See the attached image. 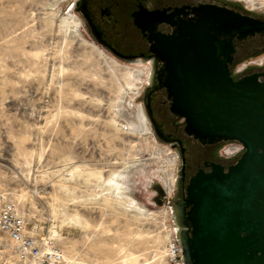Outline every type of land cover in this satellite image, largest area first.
Listing matches in <instances>:
<instances>
[{
    "label": "rangeland",
    "instance_id": "rangeland-1",
    "mask_svg": "<svg viewBox=\"0 0 264 264\" xmlns=\"http://www.w3.org/2000/svg\"><path fill=\"white\" fill-rule=\"evenodd\" d=\"M220 1L264 13V0ZM77 2L0 0V201L55 239L68 264H174L179 157L142 100L151 63L95 44ZM157 184L169 204L156 201ZM12 257L0 232V264Z\"/></svg>",
    "mask_w": 264,
    "mask_h": 264
},
{
    "label": "water",
    "instance_id": "water-1",
    "mask_svg": "<svg viewBox=\"0 0 264 264\" xmlns=\"http://www.w3.org/2000/svg\"><path fill=\"white\" fill-rule=\"evenodd\" d=\"M219 2L155 20L154 29L166 22L174 31L152 35L150 83L167 89L171 111L184 119L189 135L203 144L239 141L246 148L236 162H215L210 171L193 175L184 198L179 191L185 172L179 166L173 219L183 264H264V70L239 78L232 74L236 42L264 35V19ZM179 12L187 18L176 20ZM157 61L163 63L158 85ZM145 109L158 139L170 144L149 106ZM155 190L162 204L166 190L161 184Z\"/></svg>",
    "mask_w": 264,
    "mask_h": 264
},
{
    "label": "flooded vegetation",
    "instance_id": "flooded-vegetation-1",
    "mask_svg": "<svg viewBox=\"0 0 264 264\" xmlns=\"http://www.w3.org/2000/svg\"><path fill=\"white\" fill-rule=\"evenodd\" d=\"M214 1L78 0L76 12L80 17L78 20L83 26L84 33L95 44L101 46L119 60H131L132 62L148 61L152 66L154 64V52L152 51V44L154 43L153 33L169 35L174 31V27L166 22L158 24L154 29L155 20L162 16H170L177 13L184 7H194L201 3ZM219 4L237 11L241 10L238 4L223 1H220ZM188 10L187 8L186 11ZM253 15L264 19V13H253ZM174 18L176 20L178 18L186 19L187 16L179 12V14L174 15ZM116 53L124 55L125 58L117 56ZM263 53L264 35H256L243 41H237L235 63ZM151 69L153 70V67ZM162 69L163 63L157 61L156 85L159 84L158 77ZM255 70L262 71L264 67ZM255 70L251 69L245 75ZM242 76L244 75L235 77L239 78ZM142 100L144 105L149 106L162 138L169 142L175 151H179V157L181 158L179 166L183 165L185 172L181 181V190L179 191L182 198L186 195V188L191 177L200 170L210 171L211 164L215 162H222L227 166L236 162V160H228L222 156L221 151L225 142L203 144L186 132L184 119L171 111V100L166 88L155 87L149 83L144 89ZM143 114L145 115L144 111ZM180 203L184 204L182 199Z\"/></svg>",
    "mask_w": 264,
    "mask_h": 264
},
{
    "label": "built area",
    "instance_id": "built-area-1",
    "mask_svg": "<svg viewBox=\"0 0 264 264\" xmlns=\"http://www.w3.org/2000/svg\"><path fill=\"white\" fill-rule=\"evenodd\" d=\"M264 56H259L237 63L232 68L235 76L245 75L251 69L262 68ZM252 67V68H251ZM246 150L239 141L225 142L222 155L228 160L239 159ZM168 194H171L168 192ZM166 195L168 204L171 196ZM0 232H3L13 251L9 264H68L63 249L51 236L40 233L37 225L31 226L26 216L12 201H0ZM169 250L174 264H183L182 247L174 238L170 242Z\"/></svg>",
    "mask_w": 264,
    "mask_h": 264
},
{
    "label": "bare ground",
    "instance_id": "bare-ground-1",
    "mask_svg": "<svg viewBox=\"0 0 264 264\" xmlns=\"http://www.w3.org/2000/svg\"><path fill=\"white\" fill-rule=\"evenodd\" d=\"M78 23H79V20H78ZM77 23V24H78ZM145 116V115H144ZM170 161L173 163V164H176L177 163V159H176V156L174 154H170ZM173 181H175V177L173 174H171L168 178V181L165 182L166 183V187H167V190H170L171 187H172V184H173ZM174 186V185H173ZM173 189V188H172ZM172 191V190H171ZM171 191H168L169 193H171Z\"/></svg>",
    "mask_w": 264,
    "mask_h": 264
}]
</instances>
